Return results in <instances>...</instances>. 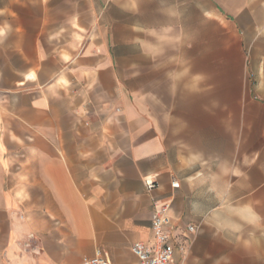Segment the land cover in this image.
<instances>
[{"label":"crops","instance_id":"crops-1","mask_svg":"<svg viewBox=\"0 0 264 264\" xmlns=\"http://www.w3.org/2000/svg\"><path fill=\"white\" fill-rule=\"evenodd\" d=\"M204 1L0 0V264H81L96 249L137 264L130 247L151 240V199L171 200L182 264H264V59L219 167L192 169L187 149L181 178L156 116L171 67L193 63L188 3L220 13ZM198 78L183 83L184 144L203 152L220 128L189 117L206 106Z\"/></svg>","mask_w":264,"mask_h":264},{"label":"rangeland","instance_id":"rangeland-1","mask_svg":"<svg viewBox=\"0 0 264 264\" xmlns=\"http://www.w3.org/2000/svg\"><path fill=\"white\" fill-rule=\"evenodd\" d=\"M199 2H189V13H183V53L192 64L173 65L167 77L168 85L160 98L162 110L157 113L166 124V144L178 175L183 178V151L189 149L194 156L192 169L205 168L213 161L219 167L223 149L227 148V122L236 118L243 97L253 93L260 84L256 76L259 60L264 59V0H205L204 10L220 13H191L199 9ZM182 53V55H183ZM164 68L157 67L161 76ZM199 76V86L194 94L212 99L214 112L206 106L201 114H191L194 123L208 129L220 128L215 145L205 146L203 152L187 147V123L183 121V83L190 75ZM198 152V153H196ZM205 159V163H196Z\"/></svg>","mask_w":264,"mask_h":264},{"label":"built area","instance_id":"built-area-1","mask_svg":"<svg viewBox=\"0 0 264 264\" xmlns=\"http://www.w3.org/2000/svg\"><path fill=\"white\" fill-rule=\"evenodd\" d=\"M144 186L147 192L155 189L152 179H145ZM179 184L171 182V188L176 189ZM171 200L151 199L150 229L151 240L148 243L135 242L130 247L131 254L136 258L137 264H182L185 254L183 241L177 244L174 234L177 230L175 219L171 215ZM196 227L188 225L185 227L183 235H192ZM181 255L180 260L175 259V252ZM81 264H111L108 253L103 249H96L90 257L82 259Z\"/></svg>","mask_w":264,"mask_h":264},{"label":"bare ground","instance_id":"bare-ground-1","mask_svg":"<svg viewBox=\"0 0 264 264\" xmlns=\"http://www.w3.org/2000/svg\"><path fill=\"white\" fill-rule=\"evenodd\" d=\"M165 21V20H164Z\"/></svg>","mask_w":264,"mask_h":264}]
</instances>
